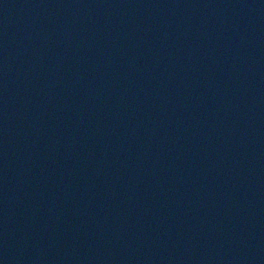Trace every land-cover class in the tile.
Returning <instances> with one entry per match:
<instances>
[{"label": "water", "instance_id": "95a60500", "mask_svg": "<svg viewBox=\"0 0 264 264\" xmlns=\"http://www.w3.org/2000/svg\"><path fill=\"white\" fill-rule=\"evenodd\" d=\"M0 264H264L192 0H0Z\"/></svg>", "mask_w": 264, "mask_h": 264}]
</instances>
